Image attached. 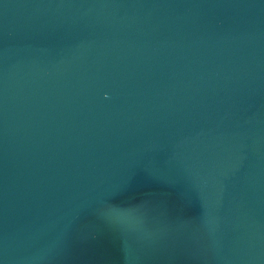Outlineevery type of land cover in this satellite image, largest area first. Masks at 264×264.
I'll list each match as a JSON object with an SVG mask.
<instances>
[{"label":"water","instance_id":"95a60500","mask_svg":"<svg viewBox=\"0 0 264 264\" xmlns=\"http://www.w3.org/2000/svg\"><path fill=\"white\" fill-rule=\"evenodd\" d=\"M0 264H264V0H0Z\"/></svg>","mask_w":264,"mask_h":264}]
</instances>
